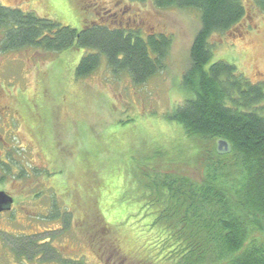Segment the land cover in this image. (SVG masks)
<instances>
[{
  "label": "rangeland",
  "instance_id": "374dc122",
  "mask_svg": "<svg viewBox=\"0 0 264 264\" xmlns=\"http://www.w3.org/2000/svg\"><path fill=\"white\" fill-rule=\"evenodd\" d=\"M245 2L248 14L235 28L243 29V35L216 34L211 63L227 61L253 82L264 81V13L255 0ZM0 3L77 29L112 14V20L144 35L171 37L165 69L143 84L133 82L126 71L113 72L105 57L89 76L78 77L76 68L90 49H0V107L5 112L0 117V190L15 197L12 210L0 213V264H64L74 259L108 264L89 238L96 233L102 238L100 215L121 235L118 248L128 255L131 240L125 239L133 236L127 230L134 231L131 225L151 208L140 186L161 183L166 179L162 169L192 182L205 177L204 144L167 117L190 96L183 75L201 26L200 11L158 9L150 1L130 0ZM2 162L10 173L3 171ZM21 167L26 175L19 178ZM67 216L69 224L64 222ZM32 235L40 243L50 242L59 258H24L16 252L14 240ZM255 236L264 241V232ZM24 244L19 241V249ZM145 257L143 252L130 260L126 256L127 262L117 258L116 264H138ZM150 257L154 264H165L161 257Z\"/></svg>",
  "mask_w": 264,
  "mask_h": 264
},
{
  "label": "trees",
  "instance_id": "16d2710c",
  "mask_svg": "<svg viewBox=\"0 0 264 264\" xmlns=\"http://www.w3.org/2000/svg\"><path fill=\"white\" fill-rule=\"evenodd\" d=\"M130 1H150L158 9L200 11L201 26L183 75L190 96L167 117L178 121L188 137L194 136L204 144L202 158L208 161H204L205 177L200 181L192 182L162 169L166 179L161 183L150 181V185L140 186L142 199L145 205L149 200L147 207L151 208L146 207L145 217L131 225L134 231L127 230L133 236L125 239L131 240V246L125 249L128 255L118 248L121 235L103 215L99 223L102 238L99 240L96 233L89 236L90 241L108 264H116L117 258L127 262L126 256L130 260L143 252L146 257L137 260L138 264H154L150 256L161 257L165 264H264V241L255 236L264 232V81L253 82L227 61L211 63V40L216 34L232 31L236 37L243 35V29L235 28L248 14L245 0ZM255 3L264 13V0ZM107 15L101 17L104 21H86L82 29H77L34 11L0 3V49H90L76 68L78 77L97 70L104 57L113 72H128L136 84L145 83L165 69L172 46L170 36L144 35L137 28L112 20V14ZM220 138L232 144L231 153L218 154L216 141ZM1 164L3 171L10 173L9 165ZM19 169L18 177L22 178L26 171ZM69 221L67 216L64 222ZM19 241L25 242L23 250L19 249ZM14 246L24 258L38 254L44 255V260L59 258L50 242L40 243L35 235L16 238ZM63 262L87 264L75 259Z\"/></svg>",
  "mask_w": 264,
  "mask_h": 264
},
{
  "label": "water",
  "instance_id": "95a60500",
  "mask_svg": "<svg viewBox=\"0 0 264 264\" xmlns=\"http://www.w3.org/2000/svg\"><path fill=\"white\" fill-rule=\"evenodd\" d=\"M216 150L218 154L224 155L232 152V144L223 138L216 141ZM15 198L4 190H0V213L11 211Z\"/></svg>",
  "mask_w": 264,
  "mask_h": 264
},
{
  "label": "flooded vegetation",
  "instance_id": "af4514ba",
  "mask_svg": "<svg viewBox=\"0 0 264 264\" xmlns=\"http://www.w3.org/2000/svg\"><path fill=\"white\" fill-rule=\"evenodd\" d=\"M243 23V22H242ZM238 30V29H237ZM234 36H235V34H233ZM2 108L0 107V117H2L4 114H5V112H4V110H1ZM2 137V135L0 134V138ZM2 152H4L3 150H0V153H2ZM14 206V205H13Z\"/></svg>",
  "mask_w": 264,
  "mask_h": 264
}]
</instances>
